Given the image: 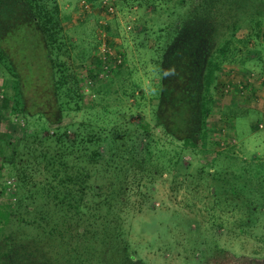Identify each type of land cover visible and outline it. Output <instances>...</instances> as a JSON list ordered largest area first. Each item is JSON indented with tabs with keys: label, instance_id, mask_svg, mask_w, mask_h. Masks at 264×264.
Here are the masks:
<instances>
[{
	"label": "rangeland",
	"instance_id": "rangeland-1",
	"mask_svg": "<svg viewBox=\"0 0 264 264\" xmlns=\"http://www.w3.org/2000/svg\"><path fill=\"white\" fill-rule=\"evenodd\" d=\"M54 1L62 32L70 42L65 46L84 76L80 83L84 105L96 103L88 112L90 120L96 116L97 126L125 131L119 139L127 152L99 182L108 191L126 189L113 200L112 208L103 205L107 225L101 227L86 213L70 217V210L45 206V190L36 184L41 177L38 171L16 189L17 178L6 163L0 170V220L5 215L0 264H251L245 258L264 264V34L247 40L249 25H240L235 36L246 41L239 45V56L243 60L247 55L248 60L243 68L240 58L232 62L240 68L220 78L227 88L224 95L230 102L237 99L229 105L217 100L208 118L205 147L181 150L153 123L159 90L154 60L157 50L172 39L173 27L188 5L177 6L175 0L141 4L128 0L109 14L97 0L88 2L87 9L80 6L81 0ZM234 1L218 0L215 6L227 12L226 4L236 6ZM100 23H105L112 53L122 56L124 67L114 73L110 70L118 65L109 62L107 75L93 77L91 88L96 94L92 96L86 79L89 65L96 68ZM36 89L45 90H39V84ZM230 109L236 117L230 116ZM3 116L10 118L13 127ZM3 116L0 144L5 137L20 135L15 124L23 123L27 134L41 133L46 127L35 116ZM81 116L76 113L74 120ZM60 122L65 125L70 117ZM131 141L146 143L149 150L134 153ZM65 230L72 231L73 237L63 239Z\"/></svg>",
	"mask_w": 264,
	"mask_h": 264
},
{
	"label": "trees",
	"instance_id": "trees-1",
	"mask_svg": "<svg viewBox=\"0 0 264 264\" xmlns=\"http://www.w3.org/2000/svg\"><path fill=\"white\" fill-rule=\"evenodd\" d=\"M92 1L86 0L91 4ZM125 1L128 0H112L108 4L114 10L108 12L106 5L104 9L113 14L116 5H125ZM129 1L141 4L145 0ZM217 1L175 0L177 6L188 5L187 10L175 23L172 39L157 50L154 60L159 90L153 123L164 136L179 143L181 150L205 147L208 118L216 107L218 96L225 93L226 84L219 77L222 67L240 58L239 45L246 39H260L264 34V11L258 7H264V0H235L236 6L226 4L227 12L219 11L220 7L215 6ZM238 2L243 3L240 5ZM241 6L245 12L242 16ZM58 17L54 0H0V114L8 113L11 117L16 115L24 119L35 116L46 123L43 132L34 134L25 133L23 123L21 126L15 124L21 132L15 139L5 137L2 140L0 170L8 164L18 181L16 189L21 182L27 184L35 171L40 172L41 177L36 184L45 190V206L54 205L65 213L70 210V217H81L80 214L86 213L87 219L96 220L105 227L106 209L103 205L112 208L113 200L126 187L119 192L108 191L100 182L114 167L112 163L127 152L119 139L125 131L97 126L96 116L90 120L88 112L96 103L92 100L93 103L84 105L85 93L80 85L84 76L72 63L65 46L70 42L62 32ZM243 23L250 28L245 40L235 36ZM97 28L100 30L98 44L104 41L111 45L105 36V23L98 24ZM29 52L33 55H28ZM62 55L64 58L60 57ZM247 60V55L243 60L240 58V64L244 65ZM97 62L96 58L95 69L89 65L87 70L89 79H85L90 84L96 79L94 76L101 79L97 76ZM123 67L119 64L110 71L116 68L118 72ZM37 84L39 90L41 87L45 90L38 93ZM89 87L91 91L92 84ZM95 94L96 89H93L92 96ZM79 112L82 116L76 121L74 116ZM229 114L235 116L232 109ZM65 116L70 117V122L61 125L60 121ZM4 118L8 126L13 127L10 118ZM20 120L23 121L22 118ZM21 141L24 143L19 147ZM20 148L23 153H18ZM130 148L135 149L134 153L149 150L148 144L141 141H131ZM18 154H24V158L21 160ZM133 161L136 163L138 160ZM2 193L0 188V197ZM19 199L16 194L15 202ZM4 220L5 215L3 221L0 220V231ZM64 233L63 239L74 235L69 230ZM245 259L251 264L257 263L256 259Z\"/></svg>",
	"mask_w": 264,
	"mask_h": 264
},
{
	"label": "built area",
	"instance_id": "built-area-1",
	"mask_svg": "<svg viewBox=\"0 0 264 264\" xmlns=\"http://www.w3.org/2000/svg\"><path fill=\"white\" fill-rule=\"evenodd\" d=\"M102 4L106 5V9L108 12L113 10L112 6L105 2V0H101ZM80 6L84 9H87L88 2L86 0L80 1ZM97 59H98V71L97 76L102 78L103 76L109 73V62H112L115 65H119L122 61V56L119 54H113L111 50V46L106 44V42L101 41L97 47ZM261 127V123L258 125Z\"/></svg>",
	"mask_w": 264,
	"mask_h": 264
},
{
	"label": "crops",
	"instance_id": "crops-1",
	"mask_svg": "<svg viewBox=\"0 0 264 264\" xmlns=\"http://www.w3.org/2000/svg\"><path fill=\"white\" fill-rule=\"evenodd\" d=\"M234 63H236V62H234ZM231 64H233V63H229V64H224V66H223V68H222V71H221V73H220V78L221 77H225V78H227V75L228 74H230V73H232L234 70V68H236V67H238V68H240L239 67V65L238 64H236L235 66H233V65H231ZM240 64V63H239ZM243 66H245V65H243ZM243 66H241V68L243 67ZM222 80V79H221ZM223 82H224V80H223ZM232 92H230L229 93V97H231V99H234V98H232ZM237 99V98H236ZM236 99L235 100H232L231 102H230V100L227 98V96H225L224 94H222L220 97H218V100L220 101V102H222V103H225V104H227V105H229V104H234V102L236 101ZM217 109H219V110H221V108H217ZM222 111V110H221ZM234 117H236V114H235V116Z\"/></svg>",
	"mask_w": 264,
	"mask_h": 264
},
{
	"label": "flooded vegetation",
	"instance_id": "flooded-vegetation-1",
	"mask_svg": "<svg viewBox=\"0 0 264 264\" xmlns=\"http://www.w3.org/2000/svg\"><path fill=\"white\" fill-rule=\"evenodd\" d=\"M248 264V263H247Z\"/></svg>",
	"mask_w": 264,
	"mask_h": 264
}]
</instances>
